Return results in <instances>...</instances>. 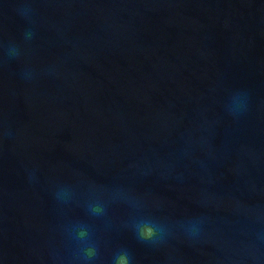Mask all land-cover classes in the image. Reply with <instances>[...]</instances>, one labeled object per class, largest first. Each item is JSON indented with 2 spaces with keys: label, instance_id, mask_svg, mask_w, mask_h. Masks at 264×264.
Instances as JSON below:
<instances>
[{
  "label": "water",
  "instance_id": "95a60500",
  "mask_svg": "<svg viewBox=\"0 0 264 264\" xmlns=\"http://www.w3.org/2000/svg\"><path fill=\"white\" fill-rule=\"evenodd\" d=\"M264 264V0H0V264Z\"/></svg>",
  "mask_w": 264,
  "mask_h": 264
},
{
  "label": "clouds",
  "instance_id": "9594fccd",
  "mask_svg": "<svg viewBox=\"0 0 264 264\" xmlns=\"http://www.w3.org/2000/svg\"><path fill=\"white\" fill-rule=\"evenodd\" d=\"M122 264H126V258H121Z\"/></svg>",
  "mask_w": 264,
  "mask_h": 264
}]
</instances>
